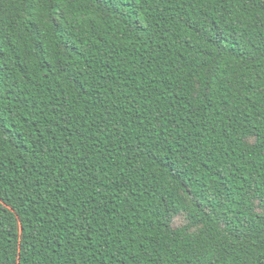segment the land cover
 <instances>
[{"label": "trees", "instance_id": "1", "mask_svg": "<svg viewBox=\"0 0 264 264\" xmlns=\"http://www.w3.org/2000/svg\"><path fill=\"white\" fill-rule=\"evenodd\" d=\"M0 264H264V0H0Z\"/></svg>", "mask_w": 264, "mask_h": 264}, {"label": "snow or ice", "instance_id": "2", "mask_svg": "<svg viewBox=\"0 0 264 264\" xmlns=\"http://www.w3.org/2000/svg\"><path fill=\"white\" fill-rule=\"evenodd\" d=\"M113 3H115V0H113ZM137 3H139V0H137Z\"/></svg>", "mask_w": 264, "mask_h": 264}]
</instances>
